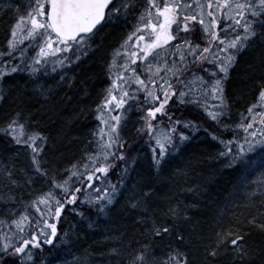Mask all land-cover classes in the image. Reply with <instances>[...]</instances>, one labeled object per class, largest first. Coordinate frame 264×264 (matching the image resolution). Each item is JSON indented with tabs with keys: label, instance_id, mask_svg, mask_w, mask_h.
<instances>
[{
	"label": "snow or ice",
	"instance_id": "obj_1",
	"mask_svg": "<svg viewBox=\"0 0 264 264\" xmlns=\"http://www.w3.org/2000/svg\"><path fill=\"white\" fill-rule=\"evenodd\" d=\"M6 8L14 15L0 43V104L11 96L12 106L0 116V264L33 261L41 242L59 238L70 210L90 226L99 227L101 216L126 221L123 232L105 225L101 235L112 241L105 264H193L186 225L200 264H264V183L248 182L243 204L227 201L205 227L192 219L189 206L172 203L174 197L166 204L152 199L153 179L201 128L219 142L215 159L226 167L246 171L252 156L264 153V0H10ZM109 25L127 29L118 43H106ZM101 48V87L91 105L98 124L87 142L93 150L61 167L50 159L59 150L39 126L37 105L47 104L51 113L53 98L62 99L57 91L67 95L65 85L75 90L65 104L91 96L86 78L77 84L68 73L95 60ZM242 64L253 102L233 122L228 83ZM129 113L139 114L133 137L124 132ZM142 143L151 151L149 174L122 190L136 162L133 150ZM20 152L28 160L22 167ZM69 257L72 264H91L86 256Z\"/></svg>",
	"mask_w": 264,
	"mask_h": 264
},
{
	"label": "trees",
	"instance_id": "obj_2",
	"mask_svg": "<svg viewBox=\"0 0 264 264\" xmlns=\"http://www.w3.org/2000/svg\"><path fill=\"white\" fill-rule=\"evenodd\" d=\"M0 9V23H8L11 17L4 18L6 13L3 10L6 11V8L0 6ZM113 28L116 29L113 26L112 31L105 34L112 33L106 43H118L122 35L127 32L125 29L118 31ZM1 30L2 28H0V32ZM1 36L2 33H0V40ZM104 53L105 49L101 48L100 51L94 53L95 60L89 58L79 68L68 73L69 76L75 74L79 78L74 81L77 84L80 80L86 78L89 91L92 93L91 96L79 95V98L73 100L71 104H65L63 101L67 100L68 96L75 91L65 85L64 89L68 90L67 95L63 94V90L57 91V96H62V99L53 98L56 108L51 113L46 111L47 104L43 108L39 104L37 105L38 112L36 114L41 116L39 126L48 131L51 137L56 140L55 147L59 150L54 157L50 156V159H55L61 167H67L69 163L79 160L85 150H93L87 148L88 133L96 128L98 121L95 117V109L91 105L92 101L96 99L95 93L100 91L101 86L98 84L99 67L100 59ZM242 59L247 60L248 55H245ZM243 68L244 65L242 64L240 70L233 74L228 83V93L232 104L229 115L232 117L233 122L239 121L241 112L246 111L248 104L253 102V94L249 90L251 85L243 78ZM78 70L80 72L76 73ZM13 79L21 84L23 83L19 75H14ZM12 82L13 80L10 79L6 83L10 84ZM49 83H52V81L49 80ZM37 99L40 100V104H44L42 99ZM11 106L12 97L9 96L1 105L0 116L9 112ZM129 115L131 117L128 121L129 126L124 128V132L129 137H133V128L139 120V114L129 113ZM210 124L219 128V125H215V122H210ZM219 130L224 131L223 129ZM235 131L241 136L243 135L242 130L236 129ZM218 144L219 142L214 140L204 128L192 133L190 140L181 146L179 154L173 153L160 176L153 179L157 189L155 196L152 197L154 203L166 204V197H174L172 203L179 202L182 206H189L192 219L200 227H205L208 224L207 217L212 212L225 207L227 201L230 200L233 204H243L242 197L246 191V184L248 182L253 184L264 183V167L261 166L264 165V153L257 152L253 155L252 163L248 165L246 171H243V166L235 169L229 168L220 160L215 159L217 152L221 150ZM132 155L135 157L136 162L127 174L125 185L120 186L122 190L131 188L134 183H142L149 174L148 165L151 160V151L147 144H137ZM151 171L154 172L155 169ZM241 177L245 178V187L237 190L235 186L241 183ZM116 178L117 173H113L111 179L115 181ZM192 184L201 185L200 191L188 192L182 190ZM24 191L27 196V190ZM125 201L126 195L120 196L117 208L122 207ZM2 212L0 211V216L5 215ZM157 215L160 214L157 213ZM90 219L95 221L97 218L93 216ZM99 219L102 221L99 227H96L94 223L90 226L89 220L83 219L79 214L71 212V210L65 213L60 221L59 238H54L53 244L49 246H45L41 242L42 247L33 250V261H28L26 264H48L53 259H57L61 264L64 263V260H68V264H72L69 253L77 258L86 256L91 264H105L107 253L104 252V249L112 244L111 240H105L101 235L104 233L105 225L114 232H123L124 227L122 224L126 221H121L120 218L114 215L110 218L101 216ZM81 220H83L82 223ZM185 228L186 235L191 238L189 251L193 258V264H200L202 254L198 251L195 235L190 225H186ZM128 238V235H126L125 241ZM108 264H118V261L113 259L108 261Z\"/></svg>",
	"mask_w": 264,
	"mask_h": 264
},
{
	"label": "rangeland",
	"instance_id": "obj_3",
	"mask_svg": "<svg viewBox=\"0 0 264 264\" xmlns=\"http://www.w3.org/2000/svg\"><path fill=\"white\" fill-rule=\"evenodd\" d=\"M10 2V0H0V6L1 7H5L6 8V5L8 4ZM20 2L21 3H23V0H20ZM15 6L13 5V8H14ZM1 10V9H0ZM3 12L4 13H6L5 15H4V18L5 17H12L13 15H14V12L13 11H8L7 10V8H6V11H4L3 10ZM10 19V18H9ZM9 21V20H8ZM7 24L8 23H0V28H2V30H1V32L0 33H2V36H1V40H0V43L2 42L3 43V40H4V36H5V29H6V26H7ZM113 26L112 25H109V26H107L106 28H105V30H104V33L102 34V35H105L107 32H110V31H112L111 30V28H112ZM113 29H115V28H113ZM125 30H127L126 28H124ZM115 30H118V31H122L123 29H121L120 27L118 28V27H116V29ZM116 32V31H115ZM127 33V32H126ZM120 40V39H119ZM119 40H118V42H119ZM78 72H80V70H78L76 73H78ZM1 105L2 104H0V112H1ZM127 126H129V123L127 124ZM126 127V126H125ZM11 154V153H10ZM19 158H20V165L18 166V167H22V166H24L25 164H27L28 163V160H27V158H26V156H25V154L23 153V152H20L19 153ZM5 159H7V157H5ZM18 175H20V176H23V173H19V171H18ZM19 191V190H18ZM0 204H3V201H0ZM3 213V212H2ZM3 214H5V213H3ZM65 261V260H64ZM51 262V264H61V262L60 261H58L57 259H53L52 261H50ZM49 264V263H48ZM62 264H64V263H62Z\"/></svg>",
	"mask_w": 264,
	"mask_h": 264
},
{
	"label": "water",
	"instance_id": "obj_4",
	"mask_svg": "<svg viewBox=\"0 0 264 264\" xmlns=\"http://www.w3.org/2000/svg\"><path fill=\"white\" fill-rule=\"evenodd\" d=\"M46 246H49V244H45Z\"/></svg>",
	"mask_w": 264,
	"mask_h": 264
},
{
	"label": "flooded vegetation",
	"instance_id": "obj_5",
	"mask_svg": "<svg viewBox=\"0 0 264 264\" xmlns=\"http://www.w3.org/2000/svg\"><path fill=\"white\" fill-rule=\"evenodd\" d=\"M15 75V74H14Z\"/></svg>",
	"mask_w": 264,
	"mask_h": 264
}]
</instances>
